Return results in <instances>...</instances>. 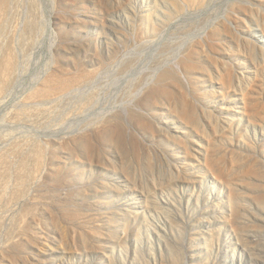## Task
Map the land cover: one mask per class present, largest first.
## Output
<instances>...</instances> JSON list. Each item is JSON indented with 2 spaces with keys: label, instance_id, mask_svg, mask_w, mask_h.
<instances>
[{
  "label": "rangeland",
  "instance_id": "obj_1",
  "mask_svg": "<svg viewBox=\"0 0 264 264\" xmlns=\"http://www.w3.org/2000/svg\"><path fill=\"white\" fill-rule=\"evenodd\" d=\"M0 264H264V0H0Z\"/></svg>",
  "mask_w": 264,
  "mask_h": 264
}]
</instances>
